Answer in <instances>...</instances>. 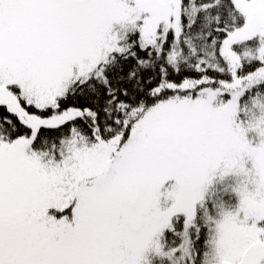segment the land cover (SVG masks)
I'll use <instances>...</instances> for the list:
<instances>
[{
	"label": "snow or ice",
	"instance_id": "1",
	"mask_svg": "<svg viewBox=\"0 0 264 264\" xmlns=\"http://www.w3.org/2000/svg\"><path fill=\"white\" fill-rule=\"evenodd\" d=\"M0 264H264V0H0Z\"/></svg>",
	"mask_w": 264,
	"mask_h": 264
}]
</instances>
